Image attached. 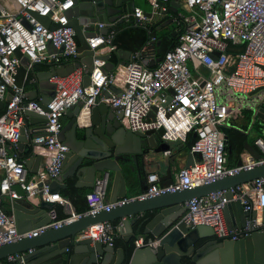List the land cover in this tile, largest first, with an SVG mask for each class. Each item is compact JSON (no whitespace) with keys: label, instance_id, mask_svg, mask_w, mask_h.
I'll use <instances>...</instances> for the list:
<instances>
[{"label":"built area","instance_id":"1","mask_svg":"<svg viewBox=\"0 0 264 264\" xmlns=\"http://www.w3.org/2000/svg\"><path fill=\"white\" fill-rule=\"evenodd\" d=\"M145 1L149 10L131 7L120 17L121 25L143 28L144 23L159 26L169 20L175 40L158 62L151 68L141 63L143 59L149 61V54L142 56L141 53L150 41H155L146 30L144 45L130 52L129 61L120 67L119 83L114 81L118 68L104 71V62L96 59L92 61L86 86H82L81 68L64 77L50 76L47 82L54 85V95L44 105L45 112L39 98H27L26 86L37 84V74L30 75L34 65H44L47 72L51 67L74 62L77 42L65 15L72 7V0H0V102H3L0 109V247L29 239L46 229H56L71 219L189 190L264 164V142L256 139L253 145L259 159L246 155L239 166H228L223 134L219 130L228 118L239 113L244 99L254 93H262L264 97V0H176L175 13L170 12L171 0ZM30 13L46 17L48 25H40ZM104 26L94 23L95 35L85 40L93 55L115 53L111 45L115 32L107 31L104 36L98 33ZM22 58L26 59L23 64ZM109 84L119 88L120 94L109 92L110 97L103 99L101 91ZM99 101L120 112V124L129 132L162 129L160 139L169 147L161 153L164 157L170 156L171 144H184L186 137L194 134L187 152L197 156L193 157L191 166L178 168L169 184H160L155 174H147L145 192L112 203L106 200L109 174L103 172L94 178L92 187L84 195L85 211L77 214L67 198L49 193V183L59 176L64 153L68 151L58 139L63 126L61 118L69 107L80 102L75 124L78 129L86 128L90 125V111ZM26 112L46 120L32 136L29 132L33 127L26 125ZM21 128H25V138L31 148L36 146L49 152L47 160L34 174L25 169L24 157L19 159L14 153ZM13 185L28 196L39 193L44 202L57 204L64 218H53L48 225L17 234L12 216L1 206L4 200L11 203L18 199L10 190ZM228 201H237L246 213L240 228L227 230L224 225L221 210ZM184 206V220L191 227L208 226L218 240L242 239L264 230L261 218L264 178L192 198ZM120 225V221L116 226L110 222L98 223L83 230L80 238L110 247ZM149 245L142 235L133 241L134 248ZM5 261L23 264V254L9 255Z\"/></svg>","mask_w":264,"mask_h":264},{"label":"water","instance_id":"2","mask_svg":"<svg viewBox=\"0 0 264 264\" xmlns=\"http://www.w3.org/2000/svg\"><path fill=\"white\" fill-rule=\"evenodd\" d=\"M127 1L133 7V0H72V7L66 11L65 15L67 26L75 34L78 54L71 64L60 65L57 68L51 67L47 72L38 73L36 75L37 89L26 94L27 98H39V104L46 112L44 105L54 95V85L47 82L50 76L64 77L74 69L81 68L82 86H86L93 60L103 61L102 69L109 72L125 66L129 61V51L116 50L117 63H112L109 60V54L93 55L85 40L95 35L94 23L105 25L98 30L102 36L107 31L117 32L122 24L120 17L126 13ZM175 1L170 2L172 13H175L178 8ZM30 14L40 25L44 27L48 25L46 17L35 13ZM144 15L147 18L150 17L148 12ZM169 24L170 21L166 20L159 26L144 23L142 27L150 32L149 38H155L156 31L162 27H169ZM174 35L173 32L171 36L174 37ZM147 54L150 56L149 61L143 59L141 63L151 68L160 57L158 39L150 41L146 51L141 53L142 56ZM25 61L26 59L22 58L21 64ZM109 92L114 95L120 94L119 88L109 84L105 90L101 91L102 98H109ZM168 92L171 93V90ZM257 94H253L248 109L251 112V119L259 120L264 129V97ZM8 100L9 96H6L5 101ZM80 105V102L76 103L64 114L67 122L63 124L58 139L68 151L64 153L59 176L49 183V193H57L59 189L65 188L63 181L66 178L75 179L76 189H90L94 178L107 172L111 173L108 202H115L129 194L121 174L123 167L136 172L138 192H145L147 188L145 178L148 172L143 171L144 157L149 154L160 155L169 149L168 145L160 139L162 129L144 133L129 132L120 124V112L102 101L91 109L90 125L78 129L75 116ZM2 106L3 102H0V109ZM153 112L154 108L149 113L151 120ZM25 117L26 125L33 127L29 132L30 136L36 134L35 130L46 121L44 117L36 116L31 112H26ZM219 130L223 134L225 149L229 151L228 128L221 126ZM16 147L25 156L31 154V146L25 138V128L20 130ZM241 152L254 160L260 157L257 151L245 142ZM194 156L197 155L187 153L183 167L191 166ZM40 160L38 155H34L24 161V167L29 174H34L40 168ZM241 161V158H238L236 166H239ZM171 171L169 167L166 168L164 176L158 178L160 184L167 185L171 182ZM258 178H264V164L189 190L133 201L107 212L71 219L56 229H46L29 239L1 246L0 264H3L7 256L14 254H23V264H264V230L252 232L236 241L226 239L218 241L208 226L191 227L184 220L186 201L250 183ZM10 190L18 196L17 200L10 203V215L17 234L38 229L50 224L53 218H57L54 212L53 214L47 212L52 208L53 203L44 202L39 193L35 195V201H33L17 185L11 186ZM142 216H145V224L141 235L150 245L133 248L128 256H125L120 248L114 249L113 246H102L80 238L81 232L92 225L119 220L121 225L117 227L116 232L123 242H127L133 235L131 226ZM221 216L227 230H231L243 226L246 213L242 211L237 201H228L221 210ZM261 218L264 222V206Z\"/></svg>","mask_w":264,"mask_h":264},{"label":"crops","instance_id":"3","mask_svg":"<svg viewBox=\"0 0 264 264\" xmlns=\"http://www.w3.org/2000/svg\"><path fill=\"white\" fill-rule=\"evenodd\" d=\"M100 52L105 53V50H102ZM116 77H117V73H116ZM116 77L114 78L115 83H117ZM36 89H37L36 85L26 86L27 94H30L32 91H34ZM257 95L261 96L262 93H258ZM224 98H226V97H224ZM224 98L221 97L220 99H224ZM252 99H253V96H251L247 99H244L243 103H242V108L239 111V113H237L233 117L228 118L222 126V127L228 128V133L230 132L232 145L234 147L236 146V148H238L241 144L243 145V143L245 142L248 145H250L253 149H255V147L253 145L254 140L261 139L264 142V129H263V127L257 126L255 128L254 126H251V123L253 122V120L251 119V112L248 109V105ZM246 111H248L249 114H245ZM246 115H247V119H246ZM66 122H67V119L63 116L61 118L62 125ZM170 151H171V154L169 157H164L161 154L160 155L159 154H157V155L149 154L148 156L144 157L143 171L148 172V174H155L158 178H160V177L164 176L166 168L169 167L172 170L171 171V179H172L174 172L178 168L184 166L186 155L188 152L184 151L183 144H179V143L171 144L170 145ZM14 153H16L17 155L23 156L24 161H26L27 159H29L30 157H32L34 155H38L41 158L40 168L43 165V163L47 160V157L49 156V152L45 151L42 148L36 147V146L32 147L31 148V154H28L26 156L23 155V153L20 149L14 150ZM234 153H236V152L234 151ZM231 155H233V158L231 156H229V151L226 150V164L228 166H235L238 158H241V160L246 159V155L243 154L242 152H240L237 155H235V154H231ZM127 171H128V175H125L126 177H124V179H125L124 183H125V188H126L127 192H129V193H133L134 191L138 192V183H137V180L135 177L136 172L134 170L130 171L129 169H127ZM69 179H72L75 181V179H73V178H66L63 181V184H65V186H66V180H69ZM110 186H111V184L109 183L107 190H106V200L107 201H108V197H109V193H110ZM65 188L59 189L57 191V194L61 195L60 193ZM79 190H80V193L85 192L84 189H79ZM126 196H128V195H126ZM29 197H30V199L35 201V196H29ZM71 199L76 203L75 199H73V198H71ZM1 204H2L3 208L10 214V211H11L10 203H8L7 200H4L1 202ZM52 211L55 213V217H57V219H59L58 213L62 211V208L60 206H58L57 204H53L52 208L50 210H48L47 212L49 214H52L51 213ZM116 234H117V232H116ZM117 237L120 238V236L118 234H117ZM114 249H118V247H116ZM3 264H7L6 261H4Z\"/></svg>","mask_w":264,"mask_h":264},{"label":"trees","instance_id":"4","mask_svg":"<svg viewBox=\"0 0 264 264\" xmlns=\"http://www.w3.org/2000/svg\"><path fill=\"white\" fill-rule=\"evenodd\" d=\"M166 28H167V31L164 34L160 36L155 35V39H158L160 41V55L164 51H166L169 47H171L175 40V38L171 36V34L173 33L172 28L170 27H166ZM146 40H147V32L145 29L141 27H132L130 25L125 24V25H120L118 27V31L115 32L114 37L111 41V44L115 47V51L125 50L129 52H134V51L140 50L141 47L146 42ZM238 48L240 49L241 46H239ZM109 60L112 63H117V56L115 55L114 52H110ZM46 69L47 68L44 65H34L30 71V75L35 76L38 73H42L46 71ZM245 114H249L248 111H246ZM246 119H247V115H246ZM251 126H254L256 128L257 126H262V123L259 120L254 119L253 122L251 123ZM227 139H228L227 145L230 147L229 156L233 158V155L231 154H235V155L239 154L242 149V146H241L242 144L238 148H236V146L234 147L232 145L230 132L227 133ZM193 141H194V138H192V135L189 134L186 137V140L183 144L184 151H188ZM234 151L236 153H234ZM22 157L23 156H20V155L18 156L19 159H22ZM121 174L123 178L126 177L125 175H128V171L126 167L122 168ZM110 181H111V173L109 174L108 184L110 183ZM65 187L66 188L60 193L61 194L60 196L67 198L70 201V203L74 207V210L77 214H82L86 209L84 195L90 189H86L84 190L85 192L80 193V190L74 187V180L72 179L66 180ZM137 193H138L137 191H134L133 193H129L128 196H132ZM71 198L75 199L76 203ZM4 212L6 214H9L5 209H4ZM58 218L59 219L64 218L61 212L58 213ZM144 218L145 216H142L135 223H133V225L131 226V232L133 235L128 239L127 242H123L119 237H117V234L115 233L116 238L112 246L114 248L116 247L120 248L124 252L125 256H128L130 252L132 251V249L134 248L133 246L134 239L137 236L142 234L143 226L145 224ZM118 223H119V220H114L111 224L113 226H116Z\"/></svg>","mask_w":264,"mask_h":264},{"label":"rangeland","instance_id":"5","mask_svg":"<svg viewBox=\"0 0 264 264\" xmlns=\"http://www.w3.org/2000/svg\"><path fill=\"white\" fill-rule=\"evenodd\" d=\"M133 6L137 7V8H140V9H142L144 11H148L149 10V7H148V5H147L145 0H134ZM166 31H167V28L166 27H162V28H160V29H158L156 31V35L160 36V35L164 34ZM117 75H120V74L117 73Z\"/></svg>","mask_w":264,"mask_h":264},{"label":"bare ground","instance_id":"6","mask_svg":"<svg viewBox=\"0 0 264 264\" xmlns=\"http://www.w3.org/2000/svg\"><path fill=\"white\" fill-rule=\"evenodd\" d=\"M116 72L120 74V75H117V77H116V82L119 83L120 77H121V74H122V69L118 68Z\"/></svg>","mask_w":264,"mask_h":264},{"label":"flooded vegetation","instance_id":"7","mask_svg":"<svg viewBox=\"0 0 264 264\" xmlns=\"http://www.w3.org/2000/svg\"><path fill=\"white\" fill-rule=\"evenodd\" d=\"M133 4H134V0H133ZM130 8H131V3H129V1H127L126 2V5H125V10H126V12L128 11V10H130ZM79 136V134L77 135V137ZM218 241H220V240H218Z\"/></svg>","mask_w":264,"mask_h":264}]
</instances>
